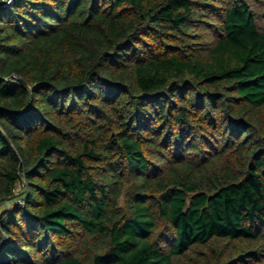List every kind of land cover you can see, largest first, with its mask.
Returning <instances> with one entry per match:
<instances>
[{"label": "trees", "instance_id": "trees-1", "mask_svg": "<svg viewBox=\"0 0 264 264\" xmlns=\"http://www.w3.org/2000/svg\"><path fill=\"white\" fill-rule=\"evenodd\" d=\"M0 207V264H264V0L1 6Z\"/></svg>", "mask_w": 264, "mask_h": 264}, {"label": "built area", "instance_id": "built-area-1", "mask_svg": "<svg viewBox=\"0 0 264 264\" xmlns=\"http://www.w3.org/2000/svg\"><path fill=\"white\" fill-rule=\"evenodd\" d=\"M17 0H3L0 4V7H6L12 5Z\"/></svg>", "mask_w": 264, "mask_h": 264}, {"label": "rangeland", "instance_id": "rangeland-1", "mask_svg": "<svg viewBox=\"0 0 264 264\" xmlns=\"http://www.w3.org/2000/svg\"><path fill=\"white\" fill-rule=\"evenodd\" d=\"M14 205H8V204H5L3 205V209H12ZM2 210V207H0V211Z\"/></svg>", "mask_w": 264, "mask_h": 264}]
</instances>
